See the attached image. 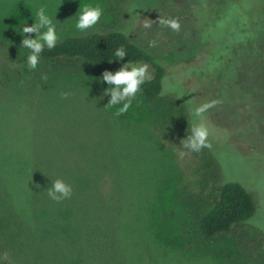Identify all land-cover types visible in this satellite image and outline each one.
<instances>
[{"label":"rangeland","instance_id":"rangeland-1","mask_svg":"<svg viewBox=\"0 0 264 264\" xmlns=\"http://www.w3.org/2000/svg\"><path fill=\"white\" fill-rule=\"evenodd\" d=\"M215 1L128 0L117 28L172 68L179 79L176 94L186 101L195 98L188 103L193 123L200 122L192 115L195 105L219 101L203 117L211 133L206 148L224 182L239 183L253 195L264 232V81L259 80L264 77H250L258 86L253 90L240 73L250 59L241 48L235 58L232 47L250 37L231 32V17L223 24L216 20ZM85 5L100 7L103 14L97 25L81 32L76 23ZM105 6V0H0V35L9 32L22 43L23 26L34 25L41 7L56 26L57 43L87 35L113 23ZM159 17L177 19L180 32L160 26ZM146 22L151 28L143 27ZM218 62L234 82L232 89L221 87L216 95L210 86L197 88L190 74L202 81ZM106 70L115 73L87 66L82 74L57 72L31 86L0 87V264H233L238 251L215 240L205 244L187 208L198 191L205 148L189 151L181 140L162 139L143 102H132L119 117L115 113L122 104L98 105L92 85L114 87L102 82ZM180 151L186 153L183 159ZM56 179L71 185V198L57 203L48 196ZM45 198L53 235L43 234L40 205ZM64 210L76 214L72 221L79 234L70 247L54 228L65 224L53 218Z\"/></svg>","mask_w":264,"mask_h":264},{"label":"trees","instance_id":"trees-1","mask_svg":"<svg viewBox=\"0 0 264 264\" xmlns=\"http://www.w3.org/2000/svg\"><path fill=\"white\" fill-rule=\"evenodd\" d=\"M127 2L128 0H105V13L113 18V23L108 28L97 32L68 37L56 43L51 50L45 46L40 54L39 63L46 65L35 70H30L27 65V57L31 54V50L21 47L22 43L17 41L11 33L1 34L0 87L10 90L31 86L42 76L57 72L82 74L87 66L109 67L116 72L129 61L147 64L150 69V74L148 73L150 79L141 85L140 91L132 102H143L149 106L156 129L162 139L180 141L187 138L193 122L189 104L173 90L179 81L178 77L174 75L170 66L131 41L125 32L117 28L125 17L124 6ZM212 7L217 9L216 20L221 24L227 22L230 17L233 19L235 24L231 32L235 36L250 37L246 44L233 45L232 52L236 58L238 48L246 51L250 61L247 67H241L240 73L246 75L245 80L250 83L253 90H256L257 82L250 77H258V75L264 77V0H216ZM192 17L194 24L198 25L200 21L197 22L194 13ZM198 31L200 32L199 28ZM120 47L125 49L127 57L124 60H115L117 57L114 53ZM233 53L231 58L227 57L228 61L233 60ZM219 58L222 60L224 56L220 55ZM219 62L217 67H211V75L204 77L202 81L190 74L189 77L195 78L197 88L200 86V89L203 87L209 89L210 86L211 89L215 88L216 95L221 87L228 91L232 89L235 84ZM189 70L193 71L192 68ZM195 70L199 71L196 68ZM259 80L262 82L264 78ZM235 83L237 84L236 81ZM166 86L167 93L161 95ZM261 86L263 88L264 83ZM106 89L108 86L97 83L92 85V97L100 106H106L111 98L104 96ZM202 161L196 181L198 191L190 196L187 206L194 218L198 238H202L205 244L209 240H215L221 245L225 243L233 245L234 250L240 254V257L233 260V264H252L253 262L264 264V254H257L259 250L264 249V232L257 224L255 217L257 206L253 195L239 183L224 182L218 161L206 147ZM78 182L82 184L83 179L80 178ZM33 196L36 197L34 191ZM48 202L49 199L45 198L40 205L42 207L41 224L45 230L43 234L53 235L54 230L50 231L51 227L47 225L50 217L47 213ZM59 212L57 216L52 217L55 221L63 219L65 224L60 222L59 227L54 228L65 235L66 244L70 247L71 239L79 234L72 221L76 214L66 215L64 210L59 215ZM70 220L71 226L68 224ZM195 245L198 244L195 243Z\"/></svg>","mask_w":264,"mask_h":264},{"label":"clouds","instance_id":"clouds-1","mask_svg":"<svg viewBox=\"0 0 264 264\" xmlns=\"http://www.w3.org/2000/svg\"><path fill=\"white\" fill-rule=\"evenodd\" d=\"M103 12L100 7H92L85 5L82 11H78V21L76 28L83 32L90 28H93L98 24ZM159 25L162 27L170 28L173 32L179 33L181 25L175 18H161L159 17ZM151 23H144L145 29L151 28ZM42 29L44 31H42ZM35 33L36 37L29 38L28 34ZM20 34L24 37L21 47H25L31 50V54L27 57V65L30 70H35L38 63L40 54L43 52L45 46L49 50L56 46L58 36L56 32V26L52 19L46 15L45 8L41 7L35 17V23L32 26H23ZM150 46H155V41L150 43ZM114 55L117 57L115 60H124L127 57V53L123 47L118 48ZM46 78V77H45ZM102 82H107L109 85L115 87H109L105 90L104 96H110V100L106 107L122 104V107L115 113L117 117L127 113L131 107L132 100L135 99L137 93L140 91V87L143 83L150 79L148 74L147 64H137L129 61L124 64L115 73L111 71H104L102 74ZM168 87L166 86L161 92V95L166 94ZM63 98H67L68 93L61 94ZM195 98L189 99L187 103L194 104ZM219 101L212 100L206 101L202 104L195 105L192 108V115L194 118H200L199 123H193L190 134L186 139L181 140L183 148L189 151L199 152L203 148L211 147L209 142L210 129L204 122V114L210 109L215 107ZM186 153L180 151L178 156L183 159ZM73 189L71 185L65 183L61 179L52 181V186L47 190L48 196L57 203L62 202L65 199H69L72 196ZM3 259H8V254L4 253Z\"/></svg>","mask_w":264,"mask_h":264}]
</instances>
